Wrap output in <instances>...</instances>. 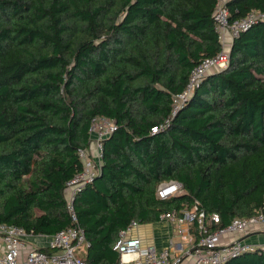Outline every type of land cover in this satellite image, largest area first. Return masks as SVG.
<instances>
[{
	"label": "trees",
	"instance_id": "obj_1",
	"mask_svg": "<svg viewBox=\"0 0 264 264\" xmlns=\"http://www.w3.org/2000/svg\"><path fill=\"white\" fill-rule=\"evenodd\" d=\"M217 0H0V224L72 225L67 183L97 116L117 123L75 194L90 264H117L121 230L193 206L225 226L264 205V20L234 38L175 115L194 67L221 51ZM231 19L264 0H228ZM166 124V126H163ZM161 129L152 133V127ZM177 180L185 193L157 195ZM225 264H264V247Z\"/></svg>",
	"mask_w": 264,
	"mask_h": 264
},
{
	"label": "built area",
	"instance_id": "obj_2",
	"mask_svg": "<svg viewBox=\"0 0 264 264\" xmlns=\"http://www.w3.org/2000/svg\"><path fill=\"white\" fill-rule=\"evenodd\" d=\"M213 18L221 51L213 57L205 58L194 67L187 88L174 99L173 115L183 107L205 76L227 67L234 38L248 30L258 20H264V11H253L245 17L232 20L228 0H217ZM117 127L114 120L104 116H97L92 121L91 146L79 151L83 167L67 183L68 209L72 225L53 235H47L27 232L24 227L15 224L1 223L0 264H90L82 253L87 250L90 241L78 222L73 200L82 186L95 179L102 164L103 142L117 130ZM160 129L155 125L152 127V133H157ZM92 148L95 149L94 153ZM183 193L184 186L177 180L163 182L157 190V195L161 199ZM165 218L175 224L176 231L180 234L191 228L195 229L191 249L188 251L192 258L191 264H225L233 256L261 248L244 238L254 230H264V205L255 214L244 218L236 217L229 224L220 227H214L220 222L219 214L207 213L200 208L198 200L180 215L176 212L161 214L160 219ZM138 224L137 221H133L128 228L120 231L114 245V249L120 254L117 264H182L181 254L174 250L173 246H178L175 243L162 250H158L154 245L144 247L141 239L131 235ZM229 234L236 237L224 242L223 237Z\"/></svg>",
	"mask_w": 264,
	"mask_h": 264
},
{
	"label": "crops",
	"instance_id": "obj_3",
	"mask_svg": "<svg viewBox=\"0 0 264 264\" xmlns=\"http://www.w3.org/2000/svg\"><path fill=\"white\" fill-rule=\"evenodd\" d=\"M92 152L94 153L95 149L92 148ZM195 233V229L191 228L183 234H180L176 231L175 224L171 220L165 218L157 222L146 224L139 223L138 226L132 230L131 235L141 239L144 247L154 245L158 250L168 248L171 243H175L178 246H173L174 250L178 254L187 256L183 264H191L192 258L188 255V251L191 249V239L194 237ZM235 237V235L229 234L223 237V241L227 242ZM244 239L264 247V230H254L246 235ZM1 245L2 241L0 239V246ZM82 253L84 256L87 255V251Z\"/></svg>",
	"mask_w": 264,
	"mask_h": 264
},
{
	"label": "rangeland",
	"instance_id": "obj_4",
	"mask_svg": "<svg viewBox=\"0 0 264 264\" xmlns=\"http://www.w3.org/2000/svg\"><path fill=\"white\" fill-rule=\"evenodd\" d=\"M188 255H189V254H188ZM180 256H181V257H182V259H183V261H182V264H183V262H185V259H186V257H187V256H186V255H184V254H181Z\"/></svg>",
	"mask_w": 264,
	"mask_h": 264
}]
</instances>
